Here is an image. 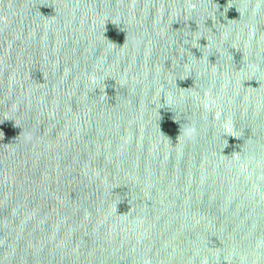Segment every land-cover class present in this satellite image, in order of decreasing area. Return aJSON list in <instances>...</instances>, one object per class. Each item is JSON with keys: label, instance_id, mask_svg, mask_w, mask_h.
<instances>
[{"label": "water", "instance_id": "95a60500", "mask_svg": "<svg viewBox=\"0 0 264 264\" xmlns=\"http://www.w3.org/2000/svg\"><path fill=\"white\" fill-rule=\"evenodd\" d=\"M0 264H264V0H0Z\"/></svg>", "mask_w": 264, "mask_h": 264}]
</instances>
